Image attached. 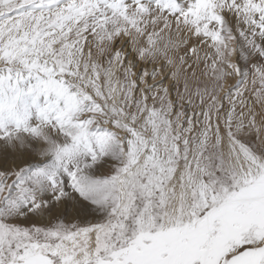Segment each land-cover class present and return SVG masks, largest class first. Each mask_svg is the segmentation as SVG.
Listing matches in <instances>:
<instances>
[{"label":"snow or ice","instance_id":"snow-or-ice-1","mask_svg":"<svg viewBox=\"0 0 264 264\" xmlns=\"http://www.w3.org/2000/svg\"><path fill=\"white\" fill-rule=\"evenodd\" d=\"M0 264H264V0H0Z\"/></svg>","mask_w":264,"mask_h":264}]
</instances>
